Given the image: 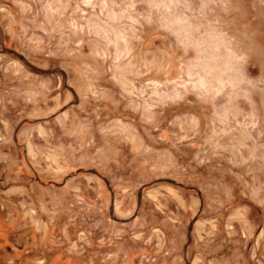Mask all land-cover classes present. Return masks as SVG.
Masks as SVG:
<instances>
[{"label":"rangeland","instance_id":"374dc122","mask_svg":"<svg viewBox=\"0 0 264 264\" xmlns=\"http://www.w3.org/2000/svg\"><path fill=\"white\" fill-rule=\"evenodd\" d=\"M0 264H264V0H0Z\"/></svg>","mask_w":264,"mask_h":264},{"label":"water","instance_id":"95a60500","mask_svg":"<svg viewBox=\"0 0 264 264\" xmlns=\"http://www.w3.org/2000/svg\"><path fill=\"white\" fill-rule=\"evenodd\" d=\"M92 173L96 174V172L94 170H90Z\"/></svg>","mask_w":264,"mask_h":264}]
</instances>
